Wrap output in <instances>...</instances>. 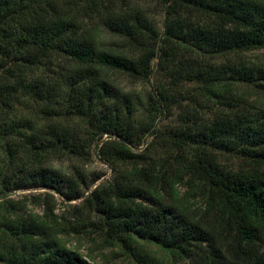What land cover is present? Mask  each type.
Returning a JSON list of instances; mask_svg holds the SVG:
<instances>
[{
  "label": "trees",
  "instance_id": "16d2710c",
  "mask_svg": "<svg viewBox=\"0 0 264 264\" xmlns=\"http://www.w3.org/2000/svg\"><path fill=\"white\" fill-rule=\"evenodd\" d=\"M26 1L32 0H0V24ZM157 1L169 18L162 35L142 13L108 10L103 17L113 34L139 44L144 52L136 59L101 50L53 0L45 14H25L20 6L17 38L7 40L0 25V264H87L67 249L62 236L68 234L95 235L105 248L130 256H137L140 241L154 243L180 264H264V109L255 115L237 105L243 98L233 88L264 92L258 82L264 70L256 77L246 63L180 65L188 81L203 84L207 100L228 108L212 118L183 113L170 139L178 149L172 161L147 155L145 140L155 134L158 114H172L181 91L158 90L149 98L148 123L139 126L133 102L103 74L149 81L161 42L167 58L188 48L211 58L264 49V0ZM55 56L69 68L53 65ZM26 99L42 104L51 126L27 135L6 118V109ZM106 100L112 108L101 112ZM93 147L117 172L92 190L99 176L89 179L78 169L68 175L53 165L57 158L81 161ZM222 154L239 156L243 165L227 168ZM180 186L203 198L204 209L180 197ZM28 189L50 191L31 201L42 214L22 212L24 205L9 198ZM52 191L66 201L81 199L70 218L56 215ZM148 262L141 255L140 263Z\"/></svg>",
  "mask_w": 264,
  "mask_h": 264
},
{
  "label": "rangeland",
  "instance_id": "374dc122",
  "mask_svg": "<svg viewBox=\"0 0 264 264\" xmlns=\"http://www.w3.org/2000/svg\"><path fill=\"white\" fill-rule=\"evenodd\" d=\"M58 8L64 9L66 17L72 19L80 27L87 37L92 36L97 42L101 50L112 51L116 54L125 55L130 58H138L144 51L139 44L126 40L118 35L113 34L103 17L107 16V11L118 13H142L145 15L159 33H164L165 27L169 22L165 7L157 0H53ZM47 0H32L21 4V8L25 14L29 11L34 14H45L47 9ZM17 6L16 13L3 22L1 27L9 33L7 40L17 38L21 28V8ZM24 6V7H23ZM28 11V12H27ZM154 42V41H153ZM160 50L158 56L153 60V74L149 81L136 78L134 76L112 71L104 70V77L115 86L116 92L121 94L123 98L129 99L134 104L135 113L134 119L139 126L148 123L147 107L149 98L157 93L158 90L168 89L169 91H181L182 96L178 100L172 114L163 110L158 114L156 122L152 125L155 128V134L146 138L145 147L146 154L154 158H164L172 161L173 156L178 153V149L171 144V138L174 136V131L180 127L183 122V115L186 111H198L205 118H212L216 113L226 110L228 107L223 106L220 102L202 92L203 84L188 81L183 74H180L178 67L186 66L188 61L193 60L194 68H198L197 60L207 63L227 64L230 62L246 63L256 72V77L259 76L258 71L264 70V49L254 50L251 52L237 53L230 57L211 58L208 55H202L195 49L188 48L174 58L164 56L163 50L167 45L163 42L159 44ZM53 65L61 68H69L66 59L61 56L52 58ZM55 67L54 69H57ZM179 72V73H177ZM258 82H262L259 78ZM238 95L243 98L241 107H246L253 114L258 115L264 109V92L259 91L254 85L239 84L233 87ZM26 101V102H25ZM236 103H233L235 105ZM42 104L35 100H24L22 104H16L13 109H6V118H12L11 123L19 127V131L25 133L36 127H49L51 123L46 120L47 116L41 113ZM112 108V102L106 100V105L99 107L101 112L108 111ZM184 113V114H183ZM66 121V120H65ZM67 122V121H66ZM66 122L58 124L57 127L67 126ZM29 132L27 135H30ZM145 147L143 149H145ZM91 156L80 160H69L68 158L54 160L53 165L60 172L68 175L76 176V170L84 172L89 179L99 176L101 179L91 188L94 189L98 184L110 181L116 175L117 169L108 165L97 154L95 148L91 149ZM221 163L227 168L238 170L242 165V158L236 155L222 154ZM180 197L191 198L196 207L204 209V199L194 198L188 192L187 186L178 188ZM45 189H28L18 190L11 193L10 199L19 201L24 205L22 212H34L42 214L43 207L31 203L34 197L49 193ZM56 200V215L70 218L71 207L80 204L81 199L75 201H66L54 191L51 192ZM62 240L67 249L71 252H76L79 255V260L86 261L87 264H141V255H145L149 262L148 264H180L176 263L169 254L163 251L158 245L145 241H140V249L137 256H130L124 253L121 248H105L104 244L92 234L74 235L68 234L62 236Z\"/></svg>",
  "mask_w": 264,
  "mask_h": 264
}]
</instances>
